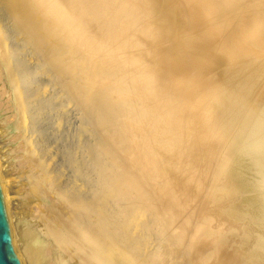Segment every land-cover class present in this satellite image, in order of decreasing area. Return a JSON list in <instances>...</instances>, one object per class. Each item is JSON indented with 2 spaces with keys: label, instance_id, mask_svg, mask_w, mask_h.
<instances>
[{
  "label": "bare ground",
  "instance_id": "obj_1",
  "mask_svg": "<svg viewBox=\"0 0 264 264\" xmlns=\"http://www.w3.org/2000/svg\"><path fill=\"white\" fill-rule=\"evenodd\" d=\"M0 86L22 264H264V0H0Z\"/></svg>",
  "mask_w": 264,
  "mask_h": 264
},
{
  "label": "rangeland",
  "instance_id": "obj_2",
  "mask_svg": "<svg viewBox=\"0 0 264 264\" xmlns=\"http://www.w3.org/2000/svg\"><path fill=\"white\" fill-rule=\"evenodd\" d=\"M256 44L259 45V46L262 45L261 41L257 42ZM0 87H1V86H0ZM1 99H2V100H1ZM3 101H5V97L0 98V102L2 103ZM250 108H251V106H250ZM248 109H249V108H248ZM3 112H4V111L0 112L1 115L3 114ZM237 113H238V112H237ZM234 115H235V117H236V113L233 114V115H231V116L233 117V118H232L233 122H234V120H235ZM242 117H243V116H242ZM239 118H240V117H239ZM233 122H232V123H233ZM230 126H231V125H230ZM230 128H231L232 130H234V129H233V126L230 127ZM230 128H229V130H230ZM247 128H248V127H247ZM247 128H246L245 132L248 131L249 128H248V129H247ZM232 133H234V132H232ZM232 133H231V134H232ZM234 135H235V133H234ZM231 138L234 140L233 136H232ZM232 139H231V140H232ZM235 139H236V137H235ZM10 162H11V163H10L11 165H14V164H15V163H14V160H11ZM12 162H13V163H12ZM204 200H205V202L207 201V204H204V201H203V203L200 204V206L202 207V212H198L199 214H197V215H201V214L203 213V211H204V205H205V206L207 205V206H206L207 208H208V206H209V204H208V203H209V202H208L209 200H208V199H205V198H204ZM201 207H200V208H201ZM206 207H205V208H206ZM106 209H107V208H106ZM108 209H110V208H108ZM108 209H107L106 211H109ZM110 210H111V209H110ZM111 211H112V210H111ZM199 211H201V209H199ZM206 211H207V210L205 209V213H206ZM205 213H203V214L205 215ZM204 215H202V218H201V216H200V220H198V219H199V216H197L198 219L196 218V220H197V225H198V226H199V223H200V222H201L200 225L204 222V221L202 222V219H203V218H204V220L206 219L205 217H207V216L204 217ZM210 220H211V219H210ZM208 222H209V218H208V221H206L203 225H206V227H207V226L211 223V222H209V224H207ZM203 225L200 226L199 230H200V229L202 230V226H203ZM206 227H205V228L203 227V229H205V231L208 230V229H210V228H211V225H210V228H208V229H207ZM211 230H213V229H211ZM213 231H214V230H213ZM213 231H212V232H213ZM198 232H199V231H198ZM208 232L211 233L210 230H208ZM203 233H205V232L202 231V235H201V232L198 234V235H199V236H198V240H200V241H198L199 243H198V245H197L196 252H195V257H196V259H197V262L200 261V263H198V264H205L206 262L204 263V261H208L207 259H209V254H210V253L208 254L206 251H209V252H210V251H211V250H210L211 245L214 244V243H216V242L213 243V241H214L213 238H215V236L212 237V235H215L216 233H215V234H213V233H212V234H210V233L208 234V233L206 232L208 235H207V234H203ZM240 233L242 234V231H240ZM240 233H238V235H240ZM243 233H244V232H243ZM200 235H201V236H200ZM205 235H206V238H207L208 236L211 235V238H210V239L208 238L209 240L207 241V239L205 238ZM216 235H217V234H216ZM219 235H220V234H219ZM202 236L205 238L206 241H205L204 239H203V241H202ZM220 236H221V235H220ZM220 236H219V237H220ZM243 236H244V235H242L241 237H243ZM199 238H201V239H199ZM228 238L230 239L231 237H228ZM232 238H233V237H232ZM217 239H218V236L216 237L215 241H216ZM219 239H220V238H219ZM233 239H234V238H233ZM233 239H232V240H233ZM238 239H239V237H238ZM240 239H241V238H240ZM232 240H228V241H230V243L228 242L229 245L232 243ZM204 241H205V243H204ZM209 241H210V242H209ZM218 241H221V240H218ZM233 241H235V240H233ZM201 242H202V245H203V243H204L203 246L200 244ZM236 242H237V241H236ZM211 243H212V244H211ZM223 243H224V241H223ZM223 243H222V241H221V245H222ZM228 243L225 242V244H227V245H228ZM234 243H235V242H234ZM234 243H233V244H234ZM225 244H224V246L226 247L227 245H225ZM236 244H237V243H236ZM236 244H234V245H235V249H234L233 246H231V247H233L232 249L236 250V247H237ZM217 245L220 246V250H219V248H218V250H219L220 253H221V252H222V253L226 252V251L223 252V250H225V247H223V246L221 247L220 242H219V244L217 243ZM229 245H228V246H229ZM125 246H127V245L125 244ZM206 246H207V247H206ZM219 246H217V247H219ZM204 247H205V249H204ZM231 247H230V248H231ZM201 248H202V250H203L204 253L206 252V254H205L206 257L204 256V253H202ZM223 248H224V249H223ZM230 248L228 249V248L226 247V249H228V250H227V253H226V254L224 253L225 255L228 254V251L230 250ZM127 249L133 252V250H131L129 247H127ZM211 249H212V248H211ZM222 249H223V250H222ZM197 251H198V252H197ZM133 253L136 254L135 251H134ZM207 254H208V257H207ZM212 254H213V253H212ZM212 254H210V259H214V258H211V257H213ZM137 255H138V254H137ZM202 255L204 256V258H205L206 260L202 258V257H203ZM138 256H139V255H138ZM221 256H222V258H224V259H227V258H228V255H227V258H225L226 256H224V255H222V254H221ZM223 256H224V257H223ZM139 257H140V256H139ZM199 258H200V260H199ZM210 259H209V260H210ZM201 261H202V262H201ZM212 261H213V263H214L215 259H214V260H210L209 262H212ZM216 262H217V261H216ZM217 263H218V262H217ZM206 264H208V262H207ZM209 264H211V263H209Z\"/></svg>",
  "mask_w": 264,
  "mask_h": 264
},
{
  "label": "water",
  "instance_id": "obj_3",
  "mask_svg": "<svg viewBox=\"0 0 264 264\" xmlns=\"http://www.w3.org/2000/svg\"><path fill=\"white\" fill-rule=\"evenodd\" d=\"M0 264H22L12 244L9 221L0 189Z\"/></svg>",
  "mask_w": 264,
  "mask_h": 264
}]
</instances>
